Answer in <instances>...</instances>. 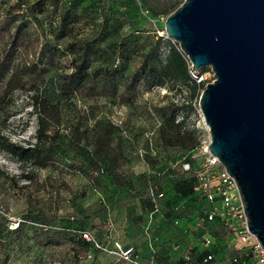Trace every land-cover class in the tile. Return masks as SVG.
<instances>
[{
  "label": "rangeland",
  "instance_id": "1",
  "mask_svg": "<svg viewBox=\"0 0 264 264\" xmlns=\"http://www.w3.org/2000/svg\"><path fill=\"white\" fill-rule=\"evenodd\" d=\"M182 1L0 0V264H196L201 234H180L172 221L191 226L206 202H178L163 214L168 222L146 213L151 187L170 200L173 185L192 176L179 165L206 139L194 99L147 73L131 79L175 43L164 21ZM34 93L50 107L31 105ZM172 112L184 118L175 130L165 123ZM35 142L37 166L3 149ZM11 221L21 225L10 233ZM75 228L101 249L83 246ZM213 232L222 247L211 264H228L231 242L221 226ZM154 235L153 255L146 242ZM117 246H133L134 256L122 259Z\"/></svg>",
  "mask_w": 264,
  "mask_h": 264
},
{
  "label": "water",
  "instance_id": "2",
  "mask_svg": "<svg viewBox=\"0 0 264 264\" xmlns=\"http://www.w3.org/2000/svg\"><path fill=\"white\" fill-rule=\"evenodd\" d=\"M164 32L193 71L213 73L198 98L208 151L233 179L264 254V0H184Z\"/></svg>",
  "mask_w": 264,
  "mask_h": 264
},
{
  "label": "built area",
  "instance_id": "3",
  "mask_svg": "<svg viewBox=\"0 0 264 264\" xmlns=\"http://www.w3.org/2000/svg\"><path fill=\"white\" fill-rule=\"evenodd\" d=\"M188 61V60H187ZM189 63V72L191 76L196 79V82H204L202 74L196 76V71H193ZM213 74V73H212ZM186 94V91L180 92V94ZM201 93V92H200ZM188 94V93H187ZM193 107L197 117L196 130L206 136V139L201 141V145L191 152L189 159L191 162H184L185 158H182L180 163V170L184 173H193L195 179L194 191L198 198L206 201L207 208L201 210V214L196 217L191 226L186 229L187 232H202L201 238L205 247L212 246L214 239L209 232L210 226L214 223L216 226H221L226 233V239L231 242L232 248L241 252L244 255V259L241 264H264V254L259 244L253 241V237L250 234L244 215L243 207L241 205L238 195L230 196L229 191L235 188L233 179L226 173V171L220 166L218 160L213 157L208 151L209 144V132L208 127L205 125L203 115L198 107V101L194 100ZM182 117L178 118L180 121ZM117 125L121 124V121L116 122ZM196 151V152H195ZM199 161L197 167L195 162ZM150 197L153 203V211L150 213L151 218L154 212L158 211L157 200L163 197V194L156 192V189L150 190ZM180 221L174 220V224L179 226ZM19 222L11 221L8 224L7 229L14 231L18 227ZM77 235L87 243L93 245L96 249H101L96 241L85 231L77 232ZM156 239V238H155ZM148 241V246L152 250L153 240ZM117 246V251L120 257L124 260H130L134 254V248L132 246L127 247ZM213 260V256L207 255L203 262H209ZM231 263H238L239 258H233Z\"/></svg>",
  "mask_w": 264,
  "mask_h": 264
},
{
  "label": "trees",
  "instance_id": "4",
  "mask_svg": "<svg viewBox=\"0 0 264 264\" xmlns=\"http://www.w3.org/2000/svg\"><path fill=\"white\" fill-rule=\"evenodd\" d=\"M182 2H180L176 7H174L173 10L171 12H169L168 14H171L179 5H181ZM37 5H40V4L37 3ZM167 43H168V47L166 48V52H165V55L163 56V59L159 60L157 65L148 66V64L146 62V59H147V57H146L143 60L139 69L132 75L131 79H136L137 73H140L143 76L147 73V75H149L152 78L155 85L161 87V86H164L167 82H173V83H175V85H177L176 87H177V89H179L180 92H182L184 90L189 94L190 97H193L194 100H198L200 92L204 89V86L208 82L204 81V82L197 83L196 79H194L191 76V74L189 72V63L187 61V58L181 53L178 45L175 43H171L170 41H168ZM156 44L159 45L160 40H157ZM113 71L115 73H117L116 66H114ZM204 71H206L205 68L201 69L195 75L199 76L202 73H204ZM30 99H31V105H33L34 107H36L37 104H39L38 107H40V109H48L50 107L49 104L45 103L44 100H41L39 98L37 93H34L33 95H31ZM176 118H177L176 112H175V114L172 112V115L169 118L165 119V123L169 129L175 130V129L183 126L182 120L184 118L182 117V119L180 121H177ZM194 133L193 132H187V136L192 141L190 143H193V140H195V138L193 136ZM3 149L8 154L13 155L20 160L29 161L31 165H35V166L41 165V158L39 155V151L37 149V143L36 142L34 144L28 145V147H24V148L20 147L18 145H12V144L5 143L3 146ZM183 158H185L184 162H191L189 159V156L183 157ZM180 163H181V161H180ZM179 171L181 172L180 165H179ZM181 173H184V172H181ZM184 174H192V176L189 178L181 179L173 185L172 193L174 192V196L172 195L171 200H173L174 197H177L178 199H180V201H183L182 199H185V198H188L187 200L198 198L195 191H194L195 179H194L193 173L189 172V173H184ZM24 178H26V176H24ZM151 189L152 190L156 189V192H160L163 194V197L156 201L158 204V212H160V209H161L160 201L164 200V197H165L164 193L162 192V190L159 191L157 188H154V186L151 187ZM178 202L174 201L173 204H171L172 206H170L169 210H166V212H167V215H165L166 217H169L168 212L177 210L176 205ZM148 205H149V208H148V211L146 212L147 216L149 213H152V211H153V203L151 201L150 194L148 197ZM207 207L208 206L206 203L204 206H202L200 208L198 215L201 214V212H202L201 210H204ZM153 217L151 216L150 219H153ZM163 218H164L165 222H168V219H166L165 217H163ZM174 220L180 221L179 226L174 224ZM174 220L172 221V226L176 229L177 232H179L180 234L188 233L185 229V227L190 223L187 218H182V219L181 218L180 219L175 218ZM23 222L24 221H22L20 223H23ZM19 225H21V224H18V227H19ZM18 229L19 228H16L14 231H9V232L10 233L15 232ZM71 231L74 234V236L76 237V239L83 246H85L91 250H97L96 248L93 247L92 244L85 242L84 240H82L77 235V232H79V231L81 232L83 230L75 228V230H71ZM213 231H214V223L210 226V229H209V232L213 236L214 242H213L212 246H210V247L204 246L205 248L197 256L196 264H211L213 261L216 260L217 253H216L215 248L219 251L220 250L219 247H222V244L218 243L217 237L215 236ZM199 233L202 234V232H199ZM152 237H153V239L156 238L155 240L152 241L153 242L152 250L149 248L147 242H146V249L148 250L149 253L154 255L155 253L159 252V250H157V249H156V252L154 251L156 248L155 246H157L159 244L158 243L159 238L156 235H154ZM93 240L96 241L98 243V245H100L96 239L93 238ZM159 242H160V240H159ZM210 254L213 256V260L204 263L203 262L204 258ZM240 255H241V252L232 249L230 259L228 260V264H241V262L243 261L242 259H244V255H242L241 257H240ZM133 256H134V254H133ZM233 258H239V262L238 263H231L230 261ZM176 264H184V262L179 260Z\"/></svg>",
  "mask_w": 264,
  "mask_h": 264
},
{
  "label": "crops",
  "instance_id": "5",
  "mask_svg": "<svg viewBox=\"0 0 264 264\" xmlns=\"http://www.w3.org/2000/svg\"><path fill=\"white\" fill-rule=\"evenodd\" d=\"M172 195L174 196V192L172 193ZM188 198H185V199H182L183 201L184 200H187ZM201 199V198H200ZM180 202V199H178L177 197H174L173 198V200H167V199H164V200H161L160 201V207H161V209H160V212H154L153 214H152V217L154 216H157V215H159L160 217H162L163 216V214H165V215H167V212H166V210H169V208H170V206H172L171 204H173V202ZM155 214V215H154ZM149 215H150V213L148 214V217H149ZM163 218V217H162ZM164 219V218H163ZM188 226H190L189 224L185 227V228H187ZM150 239H153V237L152 238H150ZM149 239V240H150ZM148 240V241H149ZM148 241H147V243H148ZM133 247V246H132ZM134 248V247H133ZM135 248H134V253H135ZM155 252H156V249L154 250ZM154 253V252H153Z\"/></svg>",
  "mask_w": 264,
  "mask_h": 264
}]
</instances>
